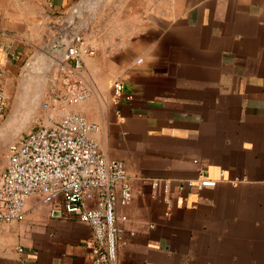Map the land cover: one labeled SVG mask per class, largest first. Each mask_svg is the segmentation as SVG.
Returning <instances> with one entry per match:
<instances>
[{"label":"crops","instance_id":"crops-1","mask_svg":"<svg viewBox=\"0 0 264 264\" xmlns=\"http://www.w3.org/2000/svg\"><path fill=\"white\" fill-rule=\"evenodd\" d=\"M73 2L0 0L7 114L22 70L53 63ZM107 4L85 41L90 94L66 110L97 126L101 152L132 188L117 209L115 264H264V0ZM6 162L3 145L0 170ZM90 233L28 198L21 220L0 222V264H92Z\"/></svg>","mask_w":264,"mask_h":264},{"label":"built area","instance_id":"built-area-1","mask_svg":"<svg viewBox=\"0 0 264 264\" xmlns=\"http://www.w3.org/2000/svg\"><path fill=\"white\" fill-rule=\"evenodd\" d=\"M52 43L61 53L51 56L56 73L49 80L42 109L47 112L56 105L60 112H45L20 142L7 149V162L0 170V222L21 220L27 199L35 197L64 218L89 226L86 247L92 264H115L124 244L119 222L125 219L117 209L128 205L132 188L123 164L101 152L95 138L97 126L66 110L90 94L82 70L84 58L94 50L81 32L72 34L68 29L60 28ZM112 88L118 101L121 82H114ZM7 106L0 68V123Z\"/></svg>","mask_w":264,"mask_h":264},{"label":"water","instance_id":"water-1","mask_svg":"<svg viewBox=\"0 0 264 264\" xmlns=\"http://www.w3.org/2000/svg\"><path fill=\"white\" fill-rule=\"evenodd\" d=\"M65 15L59 21L62 30L68 29L72 34L79 33L80 29L71 27V22H67ZM65 44L64 41L63 45ZM53 50L58 54L61 53L60 48H55L54 44ZM51 56L50 60L54 63ZM53 63L49 62L50 65L46 64L43 68H38L36 65L31 70L30 64H28L27 69L22 70L19 83L15 89L12 109L0 123V147L5 145V152L10 146L20 142L30 131L32 126L30 117L32 118L31 123L36 121V113L49 89L44 76L45 71H48Z\"/></svg>","mask_w":264,"mask_h":264},{"label":"rangeland","instance_id":"rangeland-1","mask_svg":"<svg viewBox=\"0 0 264 264\" xmlns=\"http://www.w3.org/2000/svg\"><path fill=\"white\" fill-rule=\"evenodd\" d=\"M82 1V2H81ZM108 4L107 0H74V2L65 11L67 22H71V27L80 29V32L85 41L91 42L92 24L99 18H104L107 14ZM91 44V43H90ZM55 67H51L47 71L46 84L49 86V80L55 72ZM20 95V94H19ZM18 95V96H19ZM8 112V111H7ZM6 112V115H7ZM47 113V112H46ZM36 120L43 118L45 112H37ZM30 117V130L34 127V123Z\"/></svg>","mask_w":264,"mask_h":264},{"label":"bare ground","instance_id":"bare-ground-1","mask_svg":"<svg viewBox=\"0 0 264 264\" xmlns=\"http://www.w3.org/2000/svg\"><path fill=\"white\" fill-rule=\"evenodd\" d=\"M82 2V1H81ZM40 54V53H39ZM35 64V63H34Z\"/></svg>","mask_w":264,"mask_h":264}]
</instances>
